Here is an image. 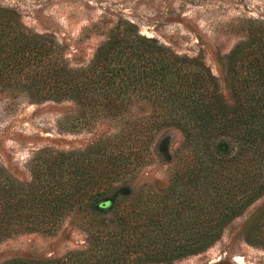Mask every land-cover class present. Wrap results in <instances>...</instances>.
<instances>
[{
    "label": "trees",
    "instance_id": "16d2710c",
    "mask_svg": "<svg viewBox=\"0 0 264 264\" xmlns=\"http://www.w3.org/2000/svg\"><path fill=\"white\" fill-rule=\"evenodd\" d=\"M133 27L111 29L89 64L77 69L59 59L56 42L21 36L18 65L9 67L33 87L30 94L70 99L122 126L86 150H42L30 185L0 166V237L15 227L51 232L71 214L83 220L87 234L83 248L63 258L2 264L171 262L209 246L231 217L263 194L264 25L250 24L249 38L229 55L232 104L202 63ZM135 101L150 104L148 117L125 115ZM164 124L182 129L185 153L164 192L136 191L126 178L145 162L152 133ZM244 235L264 247V202Z\"/></svg>",
    "mask_w": 264,
    "mask_h": 264
},
{
    "label": "rangeland",
    "instance_id": "374dc122",
    "mask_svg": "<svg viewBox=\"0 0 264 264\" xmlns=\"http://www.w3.org/2000/svg\"><path fill=\"white\" fill-rule=\"evenodd\" d=\"M263 23L264 0H0V166L30 185L42 150L47 155L86 150L119 133L122 126L116 117L82 109L70 99L30 94L33 87L19 81L21 73L9 67L18 65L23 34L56 42L59 59L67 68L77 69L89 64L111 29L122 31L133 25L140 35L202 63L217 77L224 101L232 104L229 55L249 38L250 24L256 28ZM150 113V104L135 101L125 115L138 119ZM185 150L180 127L160 126L152 133L147 159L126 180L136 191L164 192ZM263 202L264 192L231 217L220 236L200 251L171 262L137 264H264V247L248 243L244 235L247 220ZM82 223L71 214L51 232L15 227L0 237V264L14 258H63L81 249L87 240Z\"/></svg>",
    "mask_w": 264,
    "mask_h": 264
}]
</instances>
